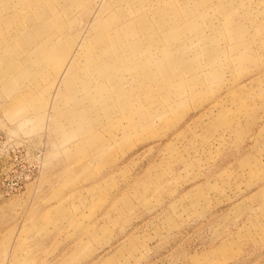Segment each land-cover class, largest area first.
Wrapping results in <instances>:
<instances>
[{
  "label": "rangeland",
  "instance_id": "374dc122",
  "mask_svg": "<svg viewBox=\"0 0 264 264\" xmlns=\"http://www.w3.org/2000/svg\"><path fill=\"white\" fill-rule=\"evenodd\" d=\"M0 264H264V0H0Z\"/></svg>",
  "mask_w": 264,
  "mask_h": 264
}]
</instances>
